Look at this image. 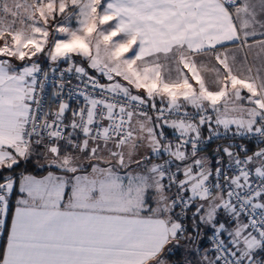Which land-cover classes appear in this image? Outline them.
Returning <instances> with one entry per match:
<instances>
[{"label":"crops","instance_id":"0c3cea01","mask_svg":"<svg viewBox=\"0 0 264 264\" xmlns=\"http://www.w3.org/2000/svg\"><path fill=\"white\" fill-rule=\"evenodd\" d=\"M244 2L251 4L254 12L259 4L264 5V0H105L106 15L114 16L117 34L129 43L137 63L134 72L121 74L124 78L118 80V92L182 107L172 100L166 84V80L174 77L176 67L172 66V59L178 52L204 56L219 50H239L245 39L251 44L264 41V37L253 33L264 22L244 30L237 24L234 9H243ZM39 57L17 59L0 55V174L7 183L4 213L8 216L0 264H154L184 227V233L216 230L242 264H264V244L255 238L246 220L230 207L223 189L215 187L212 195H204L205 184L213 182L214 159L209 148L197 155L165 150L158 158L166 154L172 157L182 192L191 201L189 209L196 213L193 220L181 222L177 215L170 216L175 211L170 205L171 191L163 183L155 191L165 196L167 208L161 206L159 213L111 210L107 200L98 198V185L123 181L115 178L123 172L115 168L97 169V153L107 154L116 167L113 160L128 154L123 144L132 131L140 133L147 126L157 125L163 146L160 137L170 136L179 128L173 122L158 124L149 117L133 116L128 138L116 147L80 141V148L73 149L54 140L45 147L32 148L26 156L20 148L19 132L30 94L29 74ZM154 65L162 68L160 78L152 76L157 73L151 68ZM148 77L149 82H140V78ZM162 79L164 82L160 83ZM262 103L258 114L246 119L251 124L246 127L234 121L224 124L208 109L212 127H258L263 119L264 95ZM199 107L204 106L188 110ZM54 161L56 166L51 164ZM197 161L204 170L198 168ZM251 163L260 170L264 168L253 155ZM256 203L259 209H264V195ZM191 248L195 259L190 264H219L199 240Z\"/></svg>","mask_w":264,"mask_h":264},{"label":"rangeland","instance_id":"374dc122","mask_svg":"<svg viewBox=\"0 0 264 264\" xmlns=\"http://www.w3.org/2000/svg\"><path fill=\"white\" fill-rule=\"evenodd\" d=\"M247 4L242 3L243 9H234L241 30L264 22V5L259 4L254 12L252 5ZM253 33L264 37V26L255 27ZM241 42L239 50H219L204 56L178 52L172 59V66L176 67L175 73H172L174 77L166 80L172 100L185 109L194 106L211 109L224 124L234 121L240 126H251L246 119L255 117L263 105L264 41L251 44L245 39ZM0 55L17 59H35L40 55L35 66L47 55L52 62L67 56L75 64L78 56L84 62L78 66L95 72L117 91L119 78H124L121 74L134 72L137 67L129 43L121 40L117 34L114 16L106 15L105 0H0ZM151 68L153 72L157 71L152 76L160 78L161 66L154 65ZM145 81L149 82V77L146 80L140 78V82ZM122 93L127 95L126 92ZM245 115L248 117L245 118ZM137 132L132 131L130 138L123 144L128 154L113 160L116 167L107 154L97 153V169L108 171L115 168L117 172H123L115 176L123 181H106V185H98L97 195L109 202L108 208L111 210L159 213L162 211L161 206L167 208V202L163 194L155 191L160 183L165 186L158 169V158L168 150L159 142L157 125L153 128L147 126L142 132ZM92 143L98 147L122 144ZM26 163L21 167L23 172ZM51 164L57 165L55 161ZM229 205L234 208L231 203ZM170 213L171 217L177 215L180 220H193L196 214L189 208L186 213ZM184 228L179 229L181 234L170 242L161 256L156 257L154 264H168L167 256L172 252L179 253V258L170 264H190V260L195 259L191 247L197 240L201 244L205 240L202 247L221 264L216 249L211 246L213 233L220 248L235 256L216 230L202 234L199 228L200 232L189 230L184 233ZM174 245L177 248H173Z\"/></svg>","mask_w":264,"mask_h":264},{"label":"built area","instance_id":"2783aa9c","mask_svg":"<svg viewBox=\"0 0 264 264\" xmlns=\"http://www.w3.org/2000/svg\"><path fill=\"white\" fill-rule=\"evenodd\" d=\"M29 80L28 105L19 132L20 148L25 154L54 140L63 141L73 149L80 148V141L120 144L129 136L133 116L149 117L158 124L173 122L179 128L170 136L160 137L163 146L169 152L192 155L209 148L214 159L213 182L205 184L204 195H212L215 187H221L229 203L246 219L255 238L264 244V209H259L256 203L264 195V168L260 170L251 163L253 155L264 166V112L261 124L255 129H214L211 113L204 107L188 110L126 96L70 59L56 65L49 55L33 68ZM249 148H252L251 153L247 152ZM197 165L204 170L198 161ZM158 169L171 191L172 209L186 213L191 201L182 192L172 157L162 156ZM6 184V180L0 179V240ZM215 236L213 233L210 242L221 264H242L229 251L220 248Z\"/></svg>","mask_w":264,"mask_h":264},{"label":"trees","instance_id":"16d2710c","mask_svg":"<svg viewBox=\"0 0 264 264\" xmlns=\"http://www.w3.org/2000/svg\"><path fill=\"white\" fill-rule=\"evenodd\" d=\"M76 62H77L76 64H80V65H83V63H84L83 60H81L78 56H76ZM85 69L87 70V68H85ZM89 72L92 73V74H95V72H93V71H89ZM98 77L101 78L100 76H98ZM102 80H104V79H102ZM247 152L251 153L252 152V148H249ZM0 172H1V170H0ZM1 176L2 175L0 174V179H3ZM181 222H183V220H181ZM7 229H8V216L6 215L5 218H4V227H3V231H2V239L0 241V260H1L2 254H3V250H4L6 238H7ZM203 243L205 244V240H202V244ZM161 254H163V251L158 256H161ZM178 255H179V253H177V252L173 253L172 252V253H170L167 256V259L170 260L171 262H173L174 259H178L179 258Z\"/></svg>","mask_w":264,"mask_h":264},{"label":"water","instance_id":"95a60500","mask_svg":"<svg viewBox=\"0 0 264 264\" xmlns=\"http://www.w3.org/2000/svg\"><path fill=\"white\" fill-rule=\"evenodd\" d=\"M68 60H69V57L64 56V57L60 58L58 61H56V65H60L61 63H66V62H68Z\"/></svg>","mask_w":264,"mask_h":264}]
</instances>
